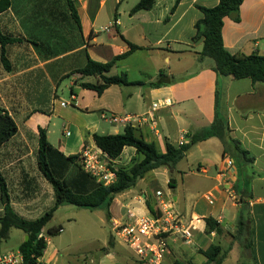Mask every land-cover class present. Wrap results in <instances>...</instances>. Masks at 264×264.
Instances as JSON below:
<instances>
[{
    "label": "crops",
    "instance_id": "obj_1",
    "mask_svg": "<svg viewBox=\"0 0 264 264\" xmlns=\"http://www.w3.org/2000/svg\"><path fill=\"white\" fill-rule=\"evenodd\" d=\"M139 2L75 0L80 27L70 17L77 30L72 36L57 40L43 36L41 25L45 21H36L33 13L27 16L28 9L22 13L14 6L15 0L0 13V32L20 39L6 45L9 69L2 62L0 43V108L18 126L17 133L0 146V171L7 182L11 206L26 220H36L54 206V189L39 170L38 150L39 131L46 130L48 138L50 115L57 113V102L64 108L58 113L66 122L67 141L58 148L48 141L60 155H80L85 146L98 148L92 135L102 134V120L118 124L110 118L148 113L152 114L148 122L134 123L136 135L155 143L165 153L167 143L181 146L184 139L187 144L194 133L213 123L218 93L230 136L247 151L252 162L232 153L224 155V145L217 137L194 144L172 169L160 167L146 174L145 190L140 194L134 187L113 200L108 208L113 234L79 264H142L130 249L118 244L113 222L124 220L125 207L138 214L157 215V191L173 201L180 220L192 233L189 243L180 235L170 237L163 264L170 258L173 264L182 260L207 264L200 250L211 245L222 248V264H264V83L220 76L214 71V60L200 55L203 39H195V25L204 15L199 7H214L219 0H180L176 6V0H155L148 9L132 11ZM19 23L26 34L7 33L8 28ZM103 33L106 37H102ZM222 38L233 54L264 55V0H244L238 21L225 17ZM131 44L137 48L132 50ZM126 53L106 75L126 73L137 84L111 85L101 95L82 87L83 83L100 82L98 76L77 72L86 65L88 57L106 63ZM114 68L121 70L119 74H110ZM132 73L138 76L132 78ZM68 79L72 102H59V88ZM85 96H90L96 107ZM164 99H171V105L153 112L152 105ZM69 106L75 111L67 109ZM114 133L120 134L117 129ZM141 158L134 147L127 146L118 158L110 161L118 169L121 160L129 159V167L134 159ZM228 159L233 160V165L227 164ZM161 168L168 175L167 184H174L170 188L179 189L178 194H165L158 187L155 171ZM175 172H179L180 184L174 179ZM43 185L50 198L43 197L42 192L35 195V190ZM208 193L213 194L212 201L206 198ZM117 200V209L113 210ZM0 202L2 217L1 195ZM243 210L248 211L250 219L251 249L244 248L237 238L238 218ZM208 217L217 221L221 233L206 232ZM45 238L49 245L47 235ZM46 251L47 248L39 259L42 264H62L64 256L60 257L56 249L51 250L47 259ZM197 255L204 259L196 262Z\"/></svg>",
    "mask_w": 264,
    "mask_h": 264
},
{
    "label": "trees",
    "instance_id": "obj_2",
    "mask_svg": "<svg viewBox=\"0 0 264 264\" xmlns=\"http://www.w3.org/2000/svg\"><path fill=\"white\" fill-rule=\"evenodd\" d=\"M65 1L71 17L80 27L75 0ZM154 1L140 0L132 11L148 9L153 5ZM243 1L219 0V3L214 7H199L204 16L195 25V39H203L200 55L214 60V71L218 75L231 76L235 79L250 78L254 83H264V55L259 53L250 55L233 54L226 49L223 43L222 28L224 18L229 16L238 21L239 9ZM179 2L180 0H176L175 6ZM11 4L12 0H0V13L7 10ZM16 41H20V39L5 36L0 32L1 59L6 69H9V63L6 58V45ZM131 47L132 50L137 48L132 44ZM127 54L116 56L112 61L106 63L95 61L88 57L86 65L77 72L84 76H98L100 82L98 84L83 83L82 87L94 90L98 95H101L111 85L137 84L131 82L126 73L115 76L106 75L115 66L116 62ZM17 131L18 126L14 119L6 110L0 108V146L12 138ZM39 132L38 167L54 189V206L36 220H26L20 217L11 206L7 182L0 171V195L4 210L3 216L0 217V243L8 237L12 228L22 230L27 236V239L19 246V250L24 257L22 264H42L39 259L43 256L48 245V240L42 234L59 207L69 204L95 210L105 204L109 208L118 195L136 187L138 181L143 179L149 172L160 167L172 169L185 157L188 150L200 141L217 137L224 145V155L232 153L245 162H252V159L248 158L247 151L243 150L239 142L230 136V129L227 119L222 113L220 95L218 93L213 123L209 127L194 133L187 144L174 146L167 143L165 153L160 152L155 143L147 142L143 138L138 137L133 126H126L124 132L120 134H93L95 145L111 159L118 158L127 146L134 147L136 152L142 156L140 160L134 159L129 167L118 168L116 181L108 186L97 183L95 178L83 169L79 155L63 156L58 154L48 141L46 130L40 129ZM68 173L71 177L66 178L65 175ZM174 186V184H170V187ZM109 215L108 210L107 217ZM205 223L207 233L211 231L222 232L220 225L213 218H206ZM58 229L59 227L49 228L48 234L54 236L59 233ZM251 237L248 211L243 210L238 218L237 238L244 248L251 249ZM200 252L205 256L207 264H222L224 253L219 245H211L206 250H200ZM174 264L184 263L175 261Z\"/></svg>",
    "mask_w": 264,
    "mask_h": 264
},
{
    "label": "rangeland",
    "instance_id": "obj_3",
    "mask_svg": "<svg viewBox=\"0 0 264 264\" xmlns=\"http://www.w3.org/2000/svg\"><path fill=\"white\" fill-rule=\"evenodd\" d=\"M14 6L17 7V9H22V13L25 11V9H28L26 15L29 16L33 13L36 21H45L41 25V32H44L45 34L43 36L47 38L50 37L51 39L57 40L59 38H62L64 35L72 36V32H75L77 30L76 24L70 19L71 16L69 15L67 3L65 0H15ZM8 32L14 34H17L18 32H24V34H26V31L20 23L17 27L13 25L12 29L8 28L7 33ZM102 37H106V34L103 33ZM120 71L121 70H119L118 68H114L112 73L110 74H119ZM135 76L138 75L132 73V78H135ZM69 82L70 79L64 81L61 84L57 97V100L59 102H72L70 88L68 85ZM85 99L88 102H93L92 106H94V101H92L93 99H91L90 96H85ZM108 101L109 100L106 99V102ZM55 106L57 108V113H55V115H50V121L48 125V139L53 146L58 148L61 144L67 141V137H65L67 127L65 126L66 122L62 117L63 115L61 113H58L61 111V109L63 111L64 108H60L58 102ZM67 109L75 111L72 106H69ZM106 115L109 118L111 116L110 112H107ZM43 120L45 122L46 118H43ZM116 129L119 131V133H123V124H109L104 120L101 121L100 133L107 134V132H110V134H115L114 132ZM73 150L77 151L76 147H74ZM128 162L129 159L121 160L120 162H118L117 167L125 168L129 165ZM178 173L179 172H175L173 175L174 179L176 178L177 183L180 184L181 178ZM65 176L66 178L71 177L69 173ZM147 176L152 177V175ZM167 177L168 175L167 173H165L163 168L155 171V178L157 180L158 187L161 188L165 194H172V196H174V194H178V192L180 191H178L179 189H171L169 187L166 182ZM144 182V179L139 180L137 186L134 188L139 194L141 193V190H145V188L143 187ZM40 190H35V192L37 193L35 195H38L40 194V192H42L43 197L48 196V198H50L51 194H47L44 185L40 188ZM117 202L118 200L113 205V210L117 209ZM175 206L176 208H179V206ZM107 211L108 208L105 204L95 210L76 207L69 204H65L59 207L55 211L53 219L44 228L45 235H47V237L49 238V245L47 247L45 258L47 259L49 257L52 249H56L60 257L64 256V258L61 259L62 264H79L80 261H82L86 257H89L97 249L101 248L102 245H105L107 240L113 234L112 224L107 217ZM58 226H62L63 232L58 233L54 236L48 234L49 228H58ZM25 239L26 236L22 230L12 228L9 232L8 237L1 241L0 249L2 251L16 250ZM118 244L120 246H123L121 242H119V240ZM125 248L128 249L127 247ZM184 248H192V246H184ZM201 259H204V257L202 255H197L196 262H200ZM181 262L184 264L189 263L187 260H182ZM165 264H173V258L167 260Z\"/></svg>",
    "mask_w": 264,
    "mask_h": 264
},
{
    "label": "built area",
    "instance_id": "obj_4",
    "mask_svg": "<svg viewBox=\"0 0 264 264\" xmlns=\"http://www.w3.org/2000/svg\"><path fill=\"white\" fill-rule=\"evenodd\" d=\"M171 103V99L156 102L152 105V111L170 106ZM151 115V113L141 116L115 115L110 121L133 126L134 123L148 122ZM180 144H186L185 140L183 139ZM79 157L83 169L93 176L97 183L108 186L116 181L118 169L101 149L85 146ZM227 164L233 165V160L228 159ZM156 196L159 199L157 215L138 214L133 209L125 207L124 220L120 223L113 222V230L119 242L130 249L142 264H163L172 235H180L187 243L192 238L191 229L180 220L173 201L164 196L162 191H157ZM206 198L212 201L213 194L208 193ZM58 232H63V228H59ZM42 235L45 237L44 233ZM23 261L24 257L19 249L10 251L0 249V264H22Z\"/></svg>",
    "mask_w": 264,
    "mask_h": 264
},
{
    "label": "water",
    "instance_id": "obj_5",
    "mask_svg": "<svg viewBox=\"0 0 264 264\" xmlns=\"http://www.w3.org/2000/svg\"><path fill=\"white\" fill-rule=\"evenodd\" d=\"M171 183H174V181L172 180Z\"/></svg>",
    "mask_w": 264,
    "mask_h": 264
}]
</instances>
